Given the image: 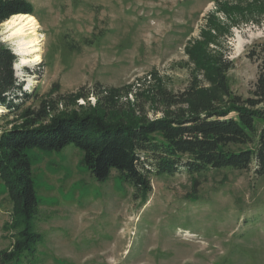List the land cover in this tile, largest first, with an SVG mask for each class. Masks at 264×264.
<instances>
[{"label": "rangeland", "instance_id": "obj_1", "mask_svg": "<svg viewBox=\"0 0 264 264\" xmlns=\"http://www.w3.org/2000/svg\"><path fill=\"white\" fill-rule=\"evenodd\" d=\"M26 1L41 25L43 61L24 64L17 49L32 36L9 40L3 22L0 42L16 55L21 90L12 97L27 93L33 107L46 98L59 110L98 103L107 119L128 123L189 113L191 101L172 96L201 90L229 99L208 58L231 65L225 74L233 94L252 95L259 61L248 51L264 40V0ZM6 113L0 104V116ZM28 152L42 238L17 264H264V173H255V163L153 172L142 204L117 168L97 179L75 143ZM13 209L0 176V249L12 242L3 225Z\"/></svg>", "mask_w": 264, "mask_h": 264}, {"label": "trees", "instance_id": "obj_2", "mask_svg": "<svg viewBox=\"0 0 264 264\" xmlns=\"http://www.w3.org/2000/svg\"><path fill=\"white\" fill-rule=\"evenodd\" d=\"M19 13L33 14L32 5L26 0H0V23ZM202 48L198 53L206 59ZM248 56L259 61L251 96L233 94L225 74L231 65H213L208 58L206 64L215 67L217 86L229 96L228 101L219 102L201 90L186 92L182 98L168 96L167 100H190L193 109L189 113L128 123L107 119L98 103L59 110L52 99H42L33 107L27 93L19 100L12 97L21 90L14 70L16 55L0 42V104L8 108L0 116V122L5 121L0 125V176L14 201L11 219L3 225L12 242L0 249V264L22 262L42 238L34 224L39 200L30 149L54 151L75 143L84 152V165L97 179L106 180L117 168L142 204L152 192L153 172L174 174L180 167L189 174L222 167L249 170L255 163V173L263 174L264 40L254 43Z\"/></svg>", "mask_w": 264, "mask_h": 264}, {"label": "bare ground", "instance_id": "obj_3", "mask_svg": "<svg viewBox=\"0 0 264 264\" xmlns=\"http://www.w3.org/2000/svg\"><path fill=\"white\" fill-rule=\"evenodd\" d=\"M3 23L10 31V34L7 35L9 40L15 39L19 33L32 36L27 41L26 48L23 47L17 49L18 54L23 57L22 62L24 64L39 63L43 61L41 56L42 34L39 32L41 25L36 16L33 14L19 13L12 15ZM17 45L19 46L20 44L17 43Z\"/></svg>", "mask_w": 264, "mask_h": 264}]
</instances>
